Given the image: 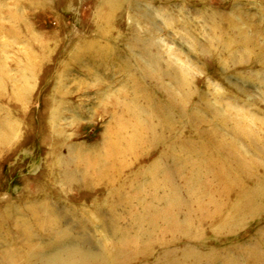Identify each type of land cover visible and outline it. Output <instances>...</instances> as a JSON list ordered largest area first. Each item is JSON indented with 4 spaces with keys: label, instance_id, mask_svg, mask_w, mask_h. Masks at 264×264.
Returning a JSON list of instances; mask_svg holds the SVG:
<instances>
[{
    "label": "rangeland",
    "instance_id": "obj_1",
    "mask_svg": "<svg viewBox=\"0 0 264 264\" xmlns=\"http://www.w3.org/2000/svg\"><path fill=\"white\" fill-rule=\"evenodd\" d=\"M67 246L264 264V0H0V264Z\"/></svg>",
    "mask_w": 264,
    "mask_h": 264
},
{
    "label": "bare ground",
    "instance_id": "obj_2",
    "mask_svg": "<svg viewBox=\"0 0 264 264\" xmlns=\"http://www.w3.org/2000/svg\"><path fill=\"white\" fill-rule=\"evenodd\" d=\"M181 76H182V78L184 77V75H181ZM156 120L159 121V120H161V118H160V116L157 117L155 112L154 113L148 112L147 116L144 117V124L146 126L147 132H149L151 134L155 133L156 137L158 138L160 136L161 130H159V128L155 127L154 123ZM160 124H161V122H160ZM236 129H238V130L240 129L241 131L244 130V128L242 126L236 127ZM141 132H142V130H141ZM60 250L61 251H59L53 255H48V254H43V253L39 254L35 264H100L101 263L98 261V259H96V257L94 255L92 256L90 254V252H88L87 250H85L82 247L67 246V247H64ZM5 260H7V259L5 258Z\"/></svg>",
    "mask_w": 264,
    "mask_h": 264
}]
</instances>
